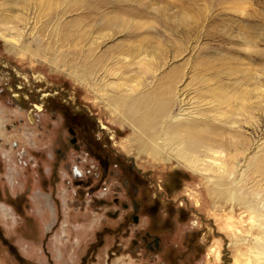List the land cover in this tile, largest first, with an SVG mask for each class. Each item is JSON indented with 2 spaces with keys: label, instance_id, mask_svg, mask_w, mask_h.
I'll use <instances>...</instances> for the list:
<instances>
[{
  "label": "rangeland",
  "instance_id": "374dc122",
  "mask_svg": "<svg viewBox=\"0 0 264 264\" xmlns=\"http://www.w3.org/2000/svg\"><path fill=\"white\" fill-rule=\"evenodd\" d=\"M15 2L0 0V13L19 15L12 25L28 23L19 48L0 36V264H231L237 250L225 246L226 231L218 233L228 200L218 199L216 206L215 186L173 154V162H162L139 150L151 145V132L101 101L111 88L94 85L103 68L95 74L91 50L105 62L118 58L116 69L123 66V50H166L169 62L161 64L158 87L171 70L185 89L230 83L237 68L264 72V0H71L73 11L63 16L58 32L57 16L50 13L68 7L66 0L33 4L32 12ZM89 71L94 73L82 81ZM135 74L133 69L127 76ZM147 81L155 88L152 73ZM13 87L27 99L17 100ZM44 93L50 96L38 113L34 104ZM197 125L192 133L205 138L221 130L217 123ZM73 166L81 176L72 174ZM253 178L249 171L243 186L255 194L260 190ZM154 183L163 185L159 192ZM164 184L175 187L168 192ZM155 197L154 216L148 206ZM146 231L160 236L159 250L135 236Z\"/></svg>",
  "mask_w": 264,
  "mask_h": 264
},
{
  "label": "bare ground",
  "instance_id": "6f19581e",
  "mask_svg": "<svg viewBox=\"0 0 264 264\" xmlns=\"http://www.w3.org/2000/svg\"><path fill=\"white\" fill-rule=\"evenodd\" d=\"M48 1L16 0L15 4L23 3L27 5L26 11L32 12L33 4L39 7ZM66 2L68 7L52 9L50 13L51 17L57 16V32L59 26H63V16L73 11L71 0ZM7 3L5 1L4 4ZM18 19L19 15L0 13V23L6 26L0 29V36L17 48L20 47L19 38L28 28V23H24V27L12 25ZM108 27L110 25L106 24L105 29ZM91 51L95 55L91 65L95 67V74L99 73L97 67L103 68V75L95 77L94 85L103 82L111 88L104 91L101 101L115 104L118 113L132 119L135 127L151 132V145L139 150L144 153L151 151L154 158L164 160L162 162H173V154L177 163H183L215 186L212 191L215 205L218 199L228 200L230 208L226 215L220 217L223 224L218 225V233L222 235L226 231L225 246L237 250L236 256L229 258L231 264H264V130H259L261 126L257 120V112L264 111V72L237 68L231 73H235L237 78L230 83L185 89L171 78L174 75L171 70L164 73L158 87L159 75L165 69L161 64L169 59L166 50H123V55L122 52L119 54L123 57V66L117 69L112 66L119 62L114 55L105 62L98 50ZM134 64L136 67L132 68L136 76L129 78L127 74L133 71L130 67ZM93 73L81 74L79 78L87 81ZM150 73L155 79V88L147 81ZM110 76L118 80H109ZM199 122H204L207 127L217 123L221 130L206 138L192 133ZM168 153L167 157L160 159V155ZM249 171L254 174L253 181L260 190L258 193L253 194L243 186ZM230 237H233L232 242L228 240ZM216 252L218 260H221L222 252Z\"/></svg>",
  "mask_w": 264,
  "mask_h": 264
},
{
  "label": "flooded vegetation",
  "instance_id": "af4514ba",
  "mask_svg": "<svg viewBox=\"0 0 264 264\" xmlns=\"http://www.w3.org/2000/svg\"><path fill=\"white\" fill-rule=\"evenodd\" d=\"M19 87V86H18ZM17 91V92H16ZM12 94H13V96L17 99V100H19L20 102L22 101L23 102V100L24 99H27V94H24V93H21L19 90H14V87L12 88ZM16 94V95H15ZM48 95V96H47ZM50 96V94H48V93H44L43 95H42V100H41V102L40 103H38V104H34L35 105V109H36V111L39 113L40 111L42 112V111H44V103H45V100L48 98ZM28 118H29V121H30V124H34L35 122H36V119H35V115L33 114V112H30L29 114H28ZM73 120H74V118H72ZM32 122V123H31ZM71 127V126H70ZM69 129V132H70V134H72V135H74V139L76 140L77 139V133L74 131V129H72V128H68ZM85 138V137H84ZM83 145V144H82ZM92 155H94V156H96V158H97V160L99 161V162H101V164L103 163L102 161L103 160H105L104 159V157L105 156H102V155H100L98 152H93V153H91ZM106 161V163H107V160H105ZM106 168H107V166H106V164L104 165V168H103V170H102V172H101V174L100 175H98V177H99V179L100 180H104L106 177ZM72 174L75 176V177H79V176H81L82 175V172L79 170V168L78 167H72ZM172 183L173 184H176L177 183V180H173L172 181ZM154 188L155 189H157V192H159V189L161 188L162 189V186L163 185H161V184H159V183H154ZM164 186L166 187V189L168 190V192H170V190H172L173 189V187H175V186H172V184H164ZM161 195H163V199H161V201H162V204H164V205H166L167 204V202L169 201L168 200V197H167V195H168V193L164 190V191H162V193H161ZM168 200V201H167ZM172 201H174V200H172ZM100 202H102L101 204H105L104 202L105 201H103V200H100ZM112 202H114V203H117L118 202V198L117 197H114L113 198V201ZM109 203H110V201H109ZM159 204V199H158V197H155V200L153 201V203L152 204H149V208L150 209H152L153 208V215L155 216L156 215V213L158 212V209H159V206H157ZM122 207L123 208H127L128 207V205L126 204V203H122ZM77 209V208H76ZM135 209H136V207H135ZM148 212V211H147ZM118 214H119V212H115L114 214H113V216L116 218V217H118ZM147 216V218H148V220H150L151 219V217L149 216V215H146ZM125 219H127V218H124V220ZM132 220H133V222L134 223H138L139 221H140V218H139V216L137 215V214H134L133 216H132ZM135 236H139V237H141V242H142V244L143 245H145V247L146 248H148V249H150V250H153V251H157V250H159L160 248H161V239H160V236H158V235H156V234H150L149 232H144V234L143 235H140V233H136V235ZM155 236H157L158 237V245L157 246H155L154 245V243H153V240H154V237ZM133 243L134 244H137L138 243V241L136 240V239H133ZM150 243V245H148Z\"/></svg>",
  "mask_w": 264,
  "mask_h": 264
},
{
  "label": "water",
  "instance_id": "95a60500",
  "mask_svg": "<svg viewBox=\"0 0 264 264\" xmlns=\"http://www.w3.org/2000/svg\"><path fill=\"white\" fill-rule=\"evenodd\" d=\"M153 243L155 246L158 245V237L157 236L154 237ZM148 245H150V243Z\"/></svg>",
  "mask_w": 264,
  "mask_h": 264
}]
</instances>
